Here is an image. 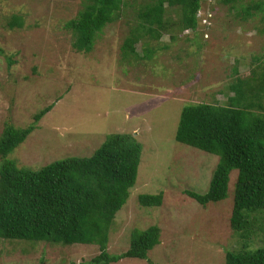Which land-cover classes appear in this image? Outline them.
Returning <instances> with one entry per match:
<instances>
[{"label":"rangeland","instance_id":"374dc122","mask_svg":"<svg viewBox=\"0 0 264 264\" xmlns=\"http://www.w3.org/2000/svg\"><path fill=\"white\" fill-rule=\"evenodd\" d=\"M145 1L123 0L121 19L108 24L84 54L73 50L65 25L88 0H0V136L7 125L26 128L50 107L7 157L17 167L35 171L66 158L90 157L107 135L130 134L142 147L140 164L111 225L107 252H126L132 231L158 226L159 244L148 260L116 264H225L226 251L241 247L229 227L235 173L226 199L197 204L185 192H207L218 158L177 143L175 133L183 107L226 103L234 95L235 80L260 78L262 14L242 19L221 0H202L196 34H178L154 66H143L133 58L124 60L120 46ZM241 1L246 7L251 0ZM13 17L21 20L20 27L9 26ZM168 40L164 36L160 43ZM135 49L141 54L140 44ZM159 193L160 207L138 204L140 195ZM253 240L251 248L264 245L261 234ZM98 253L93 245L39 243L24 254L20 247L0 242V264H78Z\"/></svg>","mask_w":264,"mask_h":264},{"label":"trees","instance_id":"16d2710c","mask_svg":"<svg viewBox=\"0 0 264 264\" xmlns=\"http://www.w3.org/2000/svg\"><path fill=\"white\" fill-rule=\"evenodd\" d=\"M202 0H147L135 12L138 20L127 31L121 54L143 66H154L171 49L177 35L196 34ZM241 0H221L242 19L262 14L264 1L243 7ZM123 0H88L65 29L73 37V50L89 54L104 28L122 16ZM133 21V18L131 17ZM130 20V21H131ZM131 21V22H132ZM13 17L10 27L21 26ZM172 27V28H171ZM171 28V30H170ZM168 36V43H160ZM180 37V36H178ZM197 41L194 35V41ZM194 45L200 46L198 42ZM141 45V54L135 46ZM4 52L0 49V56ZM259 63L260 59H253ZM11 66L13 62L8 59ZM137 66V65H134ZM258 80H235L233 96L226 103H196L183 107L175 141L218 158L208 190L185 194L205 207L228 196L235 173L229 227L241 247L226 251L225 264H264V245L251 248L259 234L264 239V67ZM192 80V78H191ZM33 117L24 129L7 125L0 136V242L20 247L24 254L39 243L47 245H93L98 254L78 264H116L123 259L148 260L159 244L160 229L151 226L130 234L129 248L122 254L107 252L109 232L116 213L134 186L141 145L130 134H110L90 157H70L37 170L19 168L7 157L35 131L50 111ZM163 193L140 195L142 207H160ZM264 243V242H263Z\"/></svg>","mask_w":264,"mask_h":264}]
</instances>
